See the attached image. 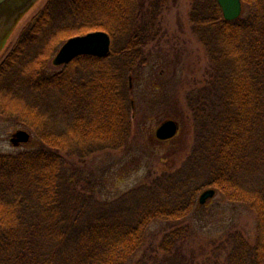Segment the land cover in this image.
<instances>
[{"label":"trees","instance_id":"16d2710c","mask_svg":"<svg viewBox=\"0 0 264 264\" xmlns=\"http://www.w3.org/2000/svg\"><path fill=\"white\" fill-rule=\"evenodd\" d=\"M243 1L241 17L229 22L218 0H190L192 31L210 64L208 79L191 91L186 99L188 112L180 115L182 122L192 123L193 146L178 169L134 188L115 207L101 201L91 182L75 168L97 152L118 150L131 141L135 103L128 94L134 92L149 62L141 47H146L149 38L153 40L150 32H160L156 24L169 2L47 3L0 66V83L21 65L31 46L43 48L37 58L49 60L65 39L50 33L42 45L40 37L51 29L59 34L103 31L112 40L120 32L124 47L119 52L112 50L104 57L78 56L60 71L48 74L47 66L42 67L47 61L40 62L41 66L32 70L37 77L32 76L25 87L16 81L9 83L13 91L35 95L38 103L34 104L41 111L32 109L35 116H43L42 128L56 124L62 116L65 128H85L86 134L94 137L87 141L106 150L99 147L70 153L62 147L73 141L69 132L40 136L34 127L42 143L39 148L29 154H0V201L9 204L6 213L0 214V264H129L145 247L147 231L155 222L179 226L153 250L169 258L181 252L186 227L180 224L194 213L196 198L205 189H215L229 203L244 206L258 221L254 243L239 230L229 233L225 264H264V0ZM48 49L49 54L45 52ZM8 97L1 95L0 115H7L9 107L1 102ZM53 99L61 114L41 108H47ZM91 108L95 116L87 119ZM13 109L18 111L14 114L19 113L18 108ZM84 134L80 132L77 138L84 140ZM255 178H261L259 186H254ZM251 190L260 194V209ZM123 201L130 204L120 205ZM64 253L66 257L61 259Z\"/></svg>","mask_w":264,"mask_h":264},{"label":"rangeland","instance_id":"374dc122","mask_svg":"<svg viewBox=\"0 0 264 264\" xmlns=\"http://www.w3.org/2000/svg\"><path fill=\"white\" fill-rule=\"evenodd\" d=\"M49 1L37 0L21 16L14 29H12L11 35L0 45V66L16 48L19 37L24 30ZM168 2L167 7L161 12L160 22L157 21L156 24L157 29L161 28L160 32H150L149 35L153 40L149 38L146 47H141L144 54L145 52L148 53L149 62L144 67L140 81L134 87V92L128 94L129 98H133L135 103L131 122V141L118 150L97 152L85 164H80L75 168L79 172H83L84 177L91 182L98 198L101 201L112 202L113 207L118 201L120 202L125 198V194L133 192L134 188L149 185L163 173L178 169L184 162L185 152H188L193 146L192 123L182 122L180 115L183 113L186 116V112H188L186 99L189 98L191 91L202 87L208 79L210 64L205 56L203 46L198 42L197 36L192 31L190 0H177L176 2L168 0ZM244 2L242 0L243 12L245 10ZM91 32L95 31L59 34L53 29L49 30L46 35L39 39L42 45L46 41L44 38H48L51 34L55 37H65L61 40L62 42H59L61 44L56 50L51 53L49 60L37 58L41 49H43L41 46H39L41 49L31 46L24 55L21 65L14 67L8 76L9 78L0 83V99L1 95L6 94V96H9L8 99L3 98L1 102L2 105L7 104L9 109L7 115H0V154H29L42 144L37 138L38 134L46 136L43 133L48 132H56V134L69 132L67 136L72 137L73 141L71 140L70 144H64L62 147L69 150L70 153L79 152L76 149H81L84 153H87L101 147L87 141L90 138L94 140V137L87 135L85 128L76 130L65 128L66 121L61 118L62 116L57 117L56 124L47 126L50 130L46 127L42 128L45 125V121L42 119L43 116H40V118L35 116V109H32L33 106L41 111L34 104L35 102L38 103L35 95L32 96L28 92L17 89L13 91L9 85L12 81H16V83L25 87L26 82L31 81L32 76L37 77V73L33 75L32 70L36 66H41L42 63L40 62L47 61L44 65L42 64V67L47 66L46 74L60 71L62 66L56 65L55 60L61 48L69 40L66 39L84 36ZM115 34V39H111V51L119 52L124 47V40L120 32ZM50 51L48 49L45 52L49 54ZM133 85L135 84L133 83ZM130 86L131 84H128L129 88ZM8 87L9 89H6ZM10 90L11 95L8 93ZM55 102L53 99L50 104L45 105L47 108H44V106L41 108L46 113L54 111L55 114H61L62 112L56 109L58 107ZM13 108H18L20 114H14L18 111ZM84 109H82V112L87 113ZM90 111L89 115H86V117L88 116L87 119L95 116L96 111L94 112L92 108ZM167 120H178L177 122L180 124L179 135L169 141H159L156 138V130L162 122ZM34 127L38 128L39 133ZM21 130L30 134L31 141L21 144L22 146H14L12 139ZM80 132L85 133L84 140L77 138ZM74 136H76L75 139ZM79 137L81 136L79 135ZM48 138L46 137V139ZM102 147L100 149H104ZM259 179L255 178L253 180L254 186L260 185ZM240 183L241 187H244L242 181ZM60 184L62 185V181H60ZM254 189L256 190V188ZM62 190L64 191L65 187ZM251 191L254 194L253 190ZM202 192L196 198L197 206L194 213L183 224H180V226L186 227H184L186 241L179 254H171L167 258L165 255L153 251L157 250L166 234L179 227L167 222H155L149 226L145 247L131 258L129 264H225L229 254L230 243L227 242V238L230 232L233 233L235 230H239L244 233L251 243L255 242L258 222L255 213L247 210L242 205L229 203L218 192L207 204L201 206L198 201ZM254 196L256 197L255 206L259 208L261 204L259 202L260 194L255 193ZM29 202L31 201L29 200ZM121 204L128 206L130 201L126 204L123 201ZM7 205L0 201L1 216L6 213ZM35 205L39 209L42 208L37 205V202ZM60 256L61 259L66 257L65 253Z\"/></svg>","mask_w":264,"mask_h":264},{"label":"water","instance_id":"95a60500","mask_svg":"<svg viewBox=\"0 0 264 264\" xmlns=\"http://www.w3.org/2000/svg\"><path fill=\"white\" fill-rule=\"evenodd\" d=\"M37 0H0V45L14 29L21 16L29 10ZM226 21L238 20L243 12L242 0H218ZM111 37L103 31L88 33L69 39L58 53L55 64L60 66L71 62L78 56L90 55L104 57L110 53ZM180 125L177 121L167 120L156 130V138L160 141L174 139L179 133ZM30 134L19 131L12 139V144L18 146L30 142ZM216 191L209 189L204 191L199 203L201 206L216 196Z\"/></svg>","mask_w":264,"mask_h":264},{"label":"flooded vegetation","instance_id":"af4514ba","mask_svg":"<svg viewBox=\"0 0 264 264\" xmlns=\"http://www.w3.org/2000/svg\"><path fill=\"white\" fill-rule=\"evenodd\" d=\"M20 146H22V145H20Z\"/></svg>","mask_w":264,"mask_h":264}]
</instances>
